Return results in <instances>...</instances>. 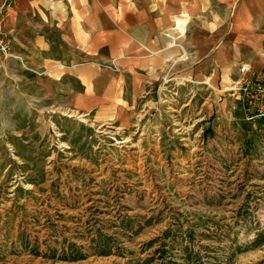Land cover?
<instances>
[{
    "label": "crops",
    "instance_id": "1",
    "mask_svg": "<svg viewBox=\"0 0 264 264\" xmlns=\"http://www.w3.org/2000/svg\"><path fill=\"white\" fill-rule=\"evenodd\" d=\"M0 31L12 50L0 54V264H22L38 245L24 237L8 144L24 160L52 159L43 150L67 112L97 127H156L160 137L147 130L133 142L138 170L152 158L171 175V157L175 176L198 143L232 138L244 119L264 126V99L227 90L242 85L244 64L264 80V0H0ZM166 79L193 81L177 125L159 100Z\"/></svg>",
    "mask_w": 264,
    "mask_h": 264
},
{
    "label": "rangeland",
    "instance_id": "2",
    "mask_svg": "<svg viewBox=\"0 0 264 264\" xmlns=\"http://www.w3.org/2000/svg\"><path fill=\"white\" fill-rule=\"evenodd\" d=\"M191 84L170 79L160 87L163 106L165 93L177 94L174 108L165 106L174 125L185 89L193 99ZM64 118L70 123H53L43 150L52 159L24 160L8 144L9 178L22 187L24 237L38 238L22 264H264L259 122L241 120L232 138L224 133L193 146V161L175 176L171 157V175L152 158L138 170L142 147L133 142L149 130L160 137L156 127H97L71 112Z\"/></svg>",
    "mask_w": 264,
    "mask_h": 264
},
{
    "label": "built area",
    "instance_id": "3",
    "mask_svg": "<svg viewBox=\"0 0 264 264\" xmlns=\"http://www.w3.org/2000/svg\"><path fill=\"white\" fill-rule=\"evenodd\" d=\"M0 54L5 57L12 55L10 40L1 31H0ZM240 71L244 76L241 77L238 83L241 82L242 85L240 87H237V85L235 84L234 86H232L227 90L230 91L231 93L232 92L235 93L238 90L239 94L246 96L250 100L264 99V80L249 79L248 77H246L245 74L250 71V67L247 64L242 65L240 67ZM166 80H170V79H166ZM176 96H169L168 94L165 93L164 95L165 99H163L162 102L165 104V106L166 105L168 106V108L166 107L168 110L174 108L173 102H175Z\"/></svg>",
    "mask_w": 264,
    "mask_h": 264
}]
</instances>
